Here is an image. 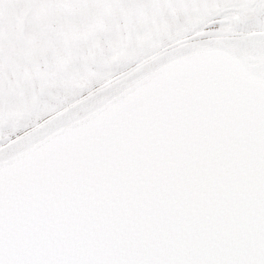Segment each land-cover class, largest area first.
Instances as JSON below:
<instances>
[{
    "label": "snow or ice",
    "instance_id": "6c2138e0",
    "mask_svg": "<svg viewBox=\"0 0 264 264\" xmlns=\"http://www.w3.org/2000/svg\"><path fill=\"white\" fill-rule=\"evenodd\" d=\"M0 264H264V0H0Z\"/></svg>",
    "mask_w": 264,
    "mask_h": 264
}]
</instances>
